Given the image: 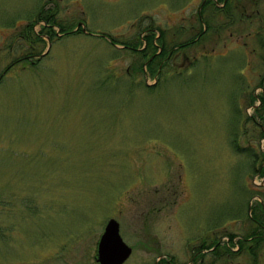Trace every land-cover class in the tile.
<instances>
[{
  "label": "rangeland",
  "instance_id": "rangeland-1",
  "mask_svg": "<svg viewBox=\"0 0 264 264\" xmlns=\"http://www.w3.org/2000/svg\"><path fill=\"white\" fill-rule=\"evenodd\" d=\"M205 1L0 0V264H100L111 217L121 264H264V230L240 241L264 203V0L253 22ZM149 27L173 47L156 71Z\"/></svg>",
  "mask_w": 264,
  "mask_h": 264
},
{
  "label": "flooded vegetation",
  "instance_id": "flooded-vegetation-1",
  "mask_svg": "<svg viewBox=\"0 0 264 264\" xmlns=\"http://www.w3.org/2000/svg\"><path fill=\"white\" fill-rule=\"evenodd\" d=\"M235 1H237V3H235V2L231 3V1L227 2V0H226L225 1L226 3L222 6L223 10H224L223 12H225L228 15V17L231 16V8L233 6L235 10L240 12L242 15H245L246 19H248L249 22H253V21H256L258 19L260 8L258 7L259 2L257 0H254V1L250 0L252 2L250 4L251 12L248 11L249 10V4L248 3L243 2V0H235ZM258 31H259L258 29H255V30L252 29L247 34H253V32L258 33ZM163 44H164L163 42L159 43L158 49L155 50L154 52H151L152 57L157 55L160 58V61L158 62L159 69L163 66V63L165 61L164 58H161L162 57V53H163V47H164ZM147 45L148 44H146V47H147ZM172 53H173V48H171V49H169V51L165 52V54H166L165 56L167 58H169V56H171ZM185 54H184V57H185ZM152 57H150L149 60ZM174 57H175V55H174ZM262 93H264V92H262ZM256 96L259 97V95H256ZM253 103L255 105L256 102L253 101ZM263 103H264V101H262V99H261L260 104L262 105ZM260 104H259V106H260ZM252 118L255 119L254 114L252 115ZM258 205H259V203H258ZM251 218H252L251 222L253 224V228L254 227H256V228L252 229V233L248 234L249 237H245V239H241L240 240L241 242H244L245 240H249V239L251 241H252V239L253 240L254 239H258L259 240V237L262 235V232H260L259 230L260 229H264V209H263V212H262L261 215H259L258 211H256L255 213H253L251 215ZM233 235L234 234H232V237H233ZM209 244H210L209 248H211L212 250H215V249H217L220 246L219 239H217V238L215 239V241H212ZM225 245H229L230 246L229 242L227 244H225ZM240 245L242 246V243ZM152 264H191V263H189V261H186V263L185 262L180 263V262H178L176 259H174L172 257H164L163 256V258L161 260H155Z\"/></svg>",
  "mask_w": 264,
  "mask_h": 264
},
{
  "label": "trees",
  "instance_id": "trees-1",
  "mask_svg": "<svg viewBox=\"0 0 264 264\" xmlns=\"http://www.w3.org/2000/svg\"><path fill=\"white\" fill-rule=\"evenodd\" d=\"M230 0H227V2H229ZM208 6H210V7H214L215 9H223V8H221V7H219V6H217V4H216V0H206L205 1V4H204V9H208ZM46 10H45V3L41 6V9L39 10V14H38V16L39 17H41V18H47V19H49V17H50V15L51 14H47V15H45L44 17H43V13L45 12ZM54 17L52 16V17H50V19H53ZM51 21V20H50ZM207 22H209V21H207ZM31 24V26H30V30H32L33 29V24L32 23H30ZM209 24V23H208ZM210 25V24H209ZM60 27H61V30H63V31H65V25L62 23V25H60ZM163 33H164V31L163 30H161V34H162V36H163ZM200 33H202L203 34V32H200ZM50 34V36H52V34L51 33H49ZM201 34V37L203 36ZM155 35H156V32L155 31H150V33L146 36L147 37V47L146 48H143L142 49V52H143V54L144 55H147V54H149V56L150 57H152V54H151V52H154L157 48H158V45L156 44V42H155V40H154V37H155ZM160 37L159 36V40L161 39H163V37ZM199 36V34H196L195 36H194V38H192V40H195V39H197V38H201V37H198ZM42 37H41V34L40 33H36V37H35V40L37 41L38 39H41ZM35 40H33V41H31L30 42V47H29V52L32 54V53H34L35 52V50H36V41ZM35 41V42H34ZM197 40H195V42H196ZM142 42V41H141ZM140 43V42H139ZM163 45H164V47H163V53H162V57L161 58H164V60H166L167 59V57L165 56L166 54H165V52H167V51H169V49H171V48H173L172 47V44H170L168 41H165L164 39H163ZM189 43H191V41L190 42H183V43H180V45L179 46H181V47H183L185 44L186 45H188ZM150 51V52H149ZM149 52V53H148ZM148 56V57H149ZM160 61V58H159V56H157V55H155V56H153L149 61H148V68L149 69H151L152 71H156V69L158 70V68H159V66H157L158 65V62ZM143 67V66H142ZM260 97H261V99H262V101H264V93H260V95H259ZM256 99V96L254 97V99H253V101ZM262 114V113H261ZM262 133L264 134V131H262ZM261 174H264V166L261 168V172H260ZM261 212H263V208H262V206H260V211H259V214H261ZM1 232V231H0ZM209 246V244H207V243H205V242H203L202 243V245L200 246V247H198V250L196 251V252H199L198 254H201V255H204V251H203V247H208ZM197 253H194V257H195V255H196Z\"/></svg>",
  "mask_w": 264,
  "mask_h": 264
},
{
  "label": "water",
  "instance_id": "water-1",
  "mask_svg": "<svg viewBox=\"0 0 264 264\" xmlns=\"http://www.w3.org/2000/svg\"><path fill=\"white\" fill-rule=\"evenodd\" d=\"M132 251L120 232V222L112 217L108 220L98 243L97 260L102 264H120Z\"/></svg>",
  "mask_w": 264,
  "mask_h": 264
}]
</instances>
